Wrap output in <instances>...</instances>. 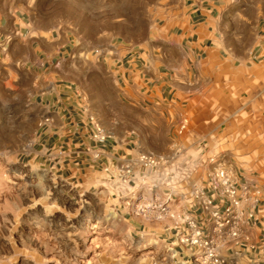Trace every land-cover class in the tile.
Instances as JSON below:
<instances>
[{
  "label": "rangeland",
  "instance_id": "374dc122",
  "mask_svg": "<svg viewBox=\"0 0 264 264\" xmlns=\"http://www.w3.org/2000/svg\"><path fill=\"white\" fill-rule=\"evenodd\" d=\"M1 1L7 6L14 3L22 13L24 36L31 32L48 37L50 44L44 49L59 51L52 65L57 73L51 71L55 80L58 84L77 85L97 125L107 134L113 131L117 140L127 141L128 162L141 155L167 162L164 171L145 175L147 189L154 185L158 188L156 198L149 197L150 204L161 205L170 192L188 190L175 179L199 181L202 155L206 158L218 154L246 169L255 166L264 172V123H253L250 129L248 119L238 121L228 103L233 99L231 90L224 92V105L217 106L206 98L184 114L179 111L188 119L181 136L176 134L178 122L158 117L162 111L156 103L146 102L140 108L120 99L118 85L123 87V83L116 58L132 50L148 57L158 46L168 43L170 34L178 35L182 26L178 17L185 0ZM192 2L213 10L214 27L226 33L231 48L238 44L237 39L246 48L254 40V27L264 29V0H188L187 4ZM10 44L5 46L7 52ZM6 53L0 55L2 68ZM62 59L66 64L56 68ZM204 70L203 66L199 68V83L218 80L219 73L209 78ZM17 84L24 88L28 81ZM216 111L222 113L224 121H202L203 115ZM9 123L0 132V264H198L194 257L187 256L184 245L181 250L174 248L172 235L163 232L174 220L169 212L156 209L145 217L120 216L119 209L131 210L137 202L116 194L121 187L114 178H110V185L107 178H98L100 174L89 173L78 179L69 170H43L39 159L32 163L34 155L40 156L41 152L33 146L34 127L27 125L24 132L22 121L14 122V130ZM200 133L208 136L207 154L199 151L196 136ZM178 144L183 149L175 158L170 149ZM145 147L150 152L137 153ZM176 160L182 166L186 164V169L172 168ZM134 172L136 180L130 190L136 192L142 171L136 166ZM238 231L240 240L239 224ZM234 242L228 238L218 240L220 264H264L260 243L241 247L249 250L250 256H244L238 251L239 242Z\"/></svg>",
  "mask_w": 264,
  "mask_h": 264
},
{
  "label": "crops",
  "instance_id": "0c3cea01",
  "mask_svg": "<svg viewBox=\"0 0 264 264\" xmlns=\"http://www.w3.org/2000/svg\"><path fill=\"white\" fill-rule=\"evenodd\" d=\"M187 1H184L185 6L178 17L182 22L178 35L170 34L168 43L158 46L148 57L132 50L116 58L115 63L120 64L117 71L120 73L119 80L123 83V87L118 85L120 99L124 104L130 101L140 108L146 102L152 105L156 103V108L162 111L158 116L161 120L179 124L185 120L188 127L187 116L183 114L190 106L206 98L217 106L224 105L221 104L225 103L224 92L231 90L233 99L228 103L232 106L235 118L240 122L248 119L250 129L253 123H264V29L257 30L254 27V40L246 48L243 49L240 39L231 48L226 33L214 27L213 10L206 8L203 3L187 4ZM24 28L26 22L15 4L9 3L7 6L0 0V55L7 52L5 46L11 43L8 52L3 55L5 65L3 68L0 65V132L4 130L6 122H10L12 125L9 128L14 130L15 123L22 121L24 132L27 125H32L33 146L39 147L41 151L40 156L32 153L36 159L32 163L39 159L43 170L50 173L53 170H69L78 179L89 173L100 174L98 178H107L108 184L112 185L110 178L115 168L128 162L129 144L126 140H117L113 131L108 132L109 138L103 144L92 141L97 119L87 112L88 106L78 86L58 84L56 75L51 72L57 73L52 67L59 51L46 50L50 44L48 37L34 36L31 32L24 36ZM237 46L240 48L237 49ZM59 61L56 68L66 64L65 59ZM202 66L209 78L214 72L219 73L218 80L213 83L209 79L208 82L199 83L196 76ZM21 80L28 81L24 88L18 87L17 83ZM163 107H167L168 111ZM213 119L224 121L222 113L218 111L202 116V121ZM196 138H199L201 146L199 151L207 154L208 136L200 133ZM178 145H173L171 152L177 148L183 149L181 144ZM145 148L143 151L138 149L137 153L150 152L149 148ZM201 157L200 180L175 179L184 183L188 190L183 193L179 191L178 194L170 192L168 212L174 220L163 228V232L172 235L174 248L181 250L183 245L179 239L188 234L183 220H193L205 236H210L213 230L212 214L223 215L225 208L230 205L226 197L208 188L209 175L216 166L229 176L236 189L239 203L234 214L241 234L238 251L250 256L249 250L241 248L248 243H260L264 248V172L255 166L246 169L237 161L226 160L225 156L218 154ZM212 157H215L217 165L209 162ZM179 161L176 160L172 168L177 171L186 169V164L182 166ZM175 180L173 183H177ZM193 186L200 187L205 192V198L212 201L209 209H203L192 199ZM157 190L156 185L149 189L143 186L139 193L149 199L151 195L157 196ZM117 212L128 219L134 217L129 208L122 207ZM142 226L145 231L146 226ZM185 248L186 253H189L187 256L194 255V248Z\"/></svg>",
  "mask_w": 264,
  "mask_h": 264
},
{
  "label": "built area",
  "instance_id": "2783aa9c",
  "mask_svg": "<svg viewBox=\"0 0 264 264\" xmlns=\"http://www.w3.org/2000/svg\"><path fill=\"white\" fill-rule=\"evenodd\" d=\"M187 129V121L183 120L180 122L176 129V134L181 136ZM106 131L97 124H94V130L91 135L93 142L103 144L108 139ZM182 153L180 148L175 149L174 157ZM211 164H216L215 157L209 158ZM175 163V161L173 162ZM167 165L163 159H156L155 157L141 155L135 161L125 162L118 167L117 171L114 172L111 178H114L117 185L121 187L118 190V194L121 197L129 198L133 202H137L136 206L131 209V213L135 216L145 217L150 213L154 214V210L158 209L160 212H168L169 202L171 199V193H169L163 203L152 205L148 201L146 195L139 193V189L146 186L145 175L150 172L164 171ZM138 168L141 172V177L137 180V191L132 189L134 187V181L136 175L134 167ZM208 188L215 194L222 197H226L230 201V205L225 208L223 215L213 213L211 218L213 222V230L210 236H205L202 233L200 227L190 219L183 220L186 224L188 234L179 239V243L194 248L195 262L198 264H220V258L218 255V240L229 239L238 243L239 231H238V219L234 214V209L238 206V200L236 198V189L231 183L229 176L225 175L223 170L216 166L215 170L211 171L208 178ZM123 195V196H122ZM192 199L198 202L199 205L207 210L212 206V201L205 198V192L197 186H194L191 192ZM156 198V197H155ZM251 215L249 216V218Z\"/></svg>",
  "mask_w": 264,
  "mask_h": 264
}]
</instances>
